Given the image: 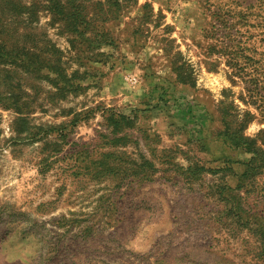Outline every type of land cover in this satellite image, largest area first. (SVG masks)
<instances>
[{
  "label": "rangeland",
  "instance_id": "374dc122",
  "mask_svg": "<svg viewBox=\"0 0 264 264\" xmlns=\"http://www.w3.org/2000/svg\"><path fill=\"white\" fill-rule=\"evenodd\" d=\"M0 264H264V0H0Z\"/></svg>",
  "mask_w": 264,
  "mask_h": 264
}]
</instances>
